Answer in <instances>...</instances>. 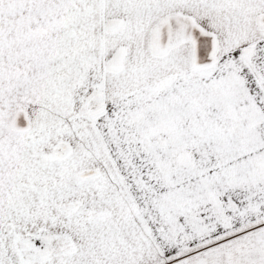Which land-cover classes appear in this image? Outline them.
I'll list each match as a JSON object with an SVG mask.
<instances>
[{"label": "snow or ice", "instance_id": "6c2138e0", "mask_svg": "<svg viewBox=\"0 0 264 264\" xmlns=\"http://www.w3.org/2000/svg\"><path fill=\"white\" fill-rule=\"evenodd\" d=\"M0 264H264V0H0Z\"/></svg>", "mask_w": 264, "mask_h": 264}]
</instances>
